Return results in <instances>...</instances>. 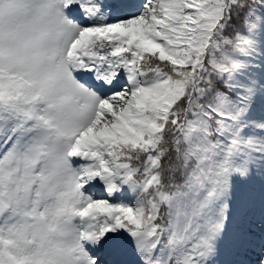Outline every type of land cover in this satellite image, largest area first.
Masks as SVG:
<instances>
[{"label":"snow or ice","instance_id":"1","mask_svg":"<svg viewBox=\"0 0 264 264\" xmlns=\"http://www.w3.org/2000/svg\"><path fill=\"white\" fill-rule=\"evenodd\" d=\"M0 264H264V0H0Z\"/></svg>","mask_w":264,"mask_h":264},{"label":"rangeland","instance_id":"2","mask_svg":"<svg viewBox=\"0 0 264 264\" xmlns=\"http://www.w3.org/2000/svg\"><path fill=\"white\" fill-rule=\"evenodd\" d=\"M97 195H99V192H97ZM252 197L254 200L255 209L258 211L259 210V198H260V192H259L258 187L252 192Z\"/></svg>","mask_w":264,"mask_h":264}]
</instances>
